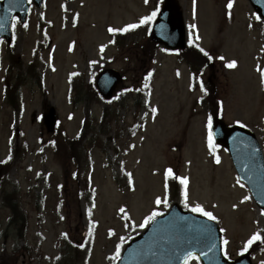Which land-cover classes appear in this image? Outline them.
Returning <instances> with one entry per match:
<instances>
[{
  "label": "rangeland",
  "instance_id": "obj_1",
  "mask_svg": "<svg viewBox=\"0 0 264 264\" xmlns=\"http://www.w3.org/2000/svg\"><path fill=\"white\" fill-rule=\"evenodd\" d=\"M30 1L27 21L22 24L16 20L13 27L15 45L10 49L22 58V66L16 71L35 64L45 78L46 93H41L34 81L29 82L21 91V112L6 102L4 75L11 66V50L4 43L0 47V161L11 156L13 146L16 151L22 142H28L25 160L14 162L10 179L7 177L20 183L22 202L30 215L26 237L20 241L21 245L31 247L25 264H54L57 241L67 234L76 238L89 228L79 184L70 176L65 177V171L70 169V174L74 167L65 163L66 153L61 147L54 154L52 143L55 139L63 143L65 136L74 138L87 117L98 131L108 103L103 98L92 100L83 92L80 102L73 107L69 78L72 72L80 74L77 86L82 79L89 82L105 68L122 72L123 80L114 99L124 105L113 109L117 118L109 134L101 135L107 154L100 149L93 152L90 176L97 187L98 230L90 264H115L116 259L109 262L108 256L116 252V246L121 248V244L142 232L145 226L138 225L146 217L154 211L166 213L175 201L189 211L199 204L211 212L222 228L225 252L231 258L238 257L254 233L262 235L264 216L235 174L227 151L209 148L210 115L195 104L202 93L190 89V69L175 51L163 45L157 47L155 61L142 53L146 34L152 29L149 22L135 28L116 46L109 33V28L138 24L155 10L157 1L162 5L164 0H45L41 8ZM228 1L176 3L184 12L188 39L216 58L212 71L208 69L202 79L221 92L224 119L231 124L240 120L254 127L264 148V91L258 70H264L263 22L257 19L248 0H237L229 19ZM45 36L51 43L42 49L40 44ZM231 61H236L235 67L227 66ZM149 69L152 79L144 81L143 74ZM141 83L144 90H151L143 100L157 110L156 114L138 109L131 99L133 94L122 90V86L136 88ZM75 96L74 91V99ZM51 106L59 120L60 134L56 137L46 130L42 118ZM19 131L23 132L20 137ZM169 168L187 178V206L185 195L178 198L168 194ZM1 178L0 261L5 259L10 264V253L2 250L9 211L2 205L5 188ZM158 197L167 203L157 204ZM128 217L134 221V229L127 227ZM14 237L15 231L10 233L7 246H11ZM252 257L254 264H259L264 261V252ZM190 264L201 263L192 260Z\"/></svg>",
  "mask_w": 264,
  "mask_h": 264
},
{
  "label": "water",
  "instance_id": "obj_2",
  "mask_svg": "<svg viewBox=\"0 0 264 264\" xmlns=\"http://www.w3.org/2000/svg\"><path fill=\"white\" fill-rule=\"evenodd\" d=\"M35 1L40 4L42 0ZM251 1L264 17V0ZM152 36L154 40L169 47L185 46L184 22L174 0H166ZM120 78L115 70L104 71L98 80L103 95L111 97ZM49 119V128L53 130L54 117ZM214 132L218 141L230 149L240 171H244L258 203L264 208V166L255 136L241 127L227 128L219 119L215 122ZM184 214L186 213L175 205L165 217L154 220L148 231L128 246L120 264H183L184 257L189 252L201 256L205 264H251L249 254L237 262L227 261L220 251L218 227L210 220ZM182 223H186V227L180 233V241L174 243L176 232L180 230ZM206 238L211 240L208 250Z\"/></svg>",
  "mask_w": 264,
  "mask_h": 264
},
{
  "label": "trees",
  "instance_id": "obj_3",
  "mask_svg": "<svg viewBox=\"0 0 264 264\" xmlns=\"http://www.w3.org/2000/svg\"><path fill=\"white\" fill-rule=\"evenodd\" d=\"M118 37V45L120 41L124 40V35L117 34ZM146 40L144 41L142 53L148 56V58H153L155 50L157 48V44L152 41V39L149 36H146ZM181 56L185 58L192 71H194V77L196 79L197 75H202L205 71V69L208 66H211L210 58L208 55L203 53L201 50L197 49L193 46H188L186 50L180 52ZM214 66H211V71ZM198 84L193 83V87H196ZM85 86V91H83V88ZM16 90L17 87H15L12 91H8V100L11 104H14V97L16 96ZM74 91L76 92V96L74 99V104L77 105L78 102L81 100V96L83 92H86L92 100H98L100 99L99 92L97 91L95 87L94 80L90 84H85L82 80L77 86H74ZM143 93L141 90H137L135 103L138 107H143L145 104L141 100ZM202 104L207 106V108L211 112H220L221 107V97L217 93L216 90L213 89V86L208 84L205 88V95L200 100ZM114 109L113 103L108 105L104 112L103 116L100 121V127L101 131H107L110 129L112 119H116L117 115L115 113H112ZM111 111V112H108ZM109 118V119H108ZM92 122L89 118H87L84 122L83 128L77 138L74 140L68 141L67 148L69 150L68 155V162H74V177L78 181H80L83 184L84 193L86 196V201L88 204L89 210L92 212L95 207L96 202V191L94 187L92 186V182L90 179L83 178L84 174L87 172L86 170L89 167V161L91 158V150L94 147H103L102 142L100 141L97 136H93L91 139H88V133L90 130H92ZM108 132V131H107ZM84 140H87L84 144ZM60 147L65 151V144H60ZM9 162H6L4 165L0 164V172L3 183L10 185V190L5 191L4 193V206L9 209L11 215L9 218V221L7 223L6 227V235L11 229H16L18 231V235L20 237L24 236V233L27 229L28 225V219L29 215L27 210L22 206L20 200H19V191L20 188L17 184H11L6 180V175L10 169ZM7 181V182H6ZM176 187V182L174 183V188ZM89 240V238L87 239ZM76 241H66L61 247H60V254L58 258L57 264H77V262H83L84 259H87V253L89 249V241H87L84 245L83 244H77ZM259 245H261V242L259 241ZM27 250L26 247H19L18 243L13 247V255L11 257V261L14 264H18L20 251ZM1 264H4L3 262Z\"/></svg>",
  "mask_w": 264,
  "mask_h": 264
},
{
  "label": "snow or ice",
  "instance_id": "obj_4",
  "mask_svg": "<svg viewBox=\"0 0 264 264\" xmlns=\"http://www.w3.org/2000/svg\"><path fill=\"white\" fill-rule=\"evenodd\" d=\"M145 3H147V0H145ZM227 6L229 8L232 7V0H229V3H228ZM11 10H12V8L10 7L9 11H11ZM156 15H157V11L154 10L150 15H146V16L142 17L139 20L138 24H129L126 27L119 28V29H117V28H109V31H111V32H117V31L126 32L129 29L138 27L139 25L147 24L148 22L152 21L156 17ZM257 19H259V17H257ZM15 23H16V18L14 17L13 18V27H15ZM0 27H3V25H0ZM103 48H104V46H101V51H103ZM205 54L207 55V53H205ZM221 59H223V57H221ZM235 65H236V61H231V62L228 63L227 66L231 68V67H235ZM258 70L261 71L262 79H264V70L259 69V67H258ZM149 76H151V73H149ZM153 111L155 112L156 109H153ZM207 127H208V146H209L210 149H212L214 151L215 148L218 147V145H216L215 142H214V133L212 131L213 125H212V117L211 116L208 117ZM10 158L11 157L9 156V159ZM216 160H217V163H219V157L218 156L216 157ZM171 175H174L173 174V170L171 168H169L166 171V176H171ZM179 179H180V182L182 184H185V185L187 184V178L186 177H179ZM184 195H185V204L187 206V191L186 190L184 192ZM248 198L249 197H245V199H248ZM156 203L157 204H161V203L166 204L167 200L166 199L165 200H161L158 197L157 200H156ZM192 211L203 213V215L209 217L212 220L216 219V217L211 212L205 211L204 208L202 206H200L199 204H197L195 207H193ZM158 215H161V213L154 211L150 216L146 217L144 223L140 224L139 226L141 228H143L147 224V222L149 220H154L155 217L158 216ZM260 239H262L261 234L259 232L254 233L252 235V237L247 241V244H246V247H245V251L247 250V246H250L254 241L260 240ZM224 243L227 244L228 243L227 240H225ZM225 254H227V253H225ZM119 257H120V245H117L116 246V252H115V255H114L113 258L114 259H118ZM191 259H193V254L189 252L184 257V264H188V261L191 260Z\"/></svg>",
  "mask_w": 264,
  "mask_h": 264
},
{
  "label": "bare ground",
  "instance_id": "obj_5",
  "mask_svg": "<svg viewBox=\"0 0 264 264\" xmlns=\"http://www.w3.org/2000/svg\"><path fill=\"white\" fill-rule=\"evenodd\" d=\"M258 210H259L260 214L262 215V212H263V211H262L260 208H259Z\"/></svg>",
  "mask_w": 264,
  "mask_h": 264
}]
</instances>
